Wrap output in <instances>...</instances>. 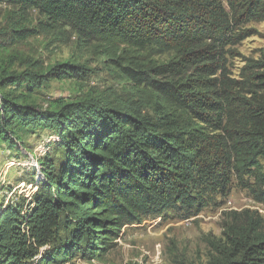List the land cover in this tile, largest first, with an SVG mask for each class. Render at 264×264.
I'll return each instance as SVG.
<instances>
[{
	"label": "trees",
	"instance_id": "trees-1",
	"mask_svg": "<svg viewBox=\"0 0 264 264\" xmlns=\"http://www.w3.org/2000/svg\"><path fill=\"white\" fill-rule=\"evenodd\" d=\"M6 1L44 16L39 27L12 29L15 37L70 27L79 41L103 44L127 95L89 93L44 108L2 90L84 80L88 68L1 69L0 138L27 148L18 132L44 127L61 141L57 155L39 159L37 190L0 203V264L99 256L125 224L168 210L197 216L234 187L264 204V60L241 77L229 62L264 0ZM227 215L222 236L210 240L209 264H264L263 215Z\"/></svg>",
	"mask_w": 264,
	"mask_h": 264
},
{
	"label": "rangeland",
	"instance_id": "rangeland-1",
	"mask_svg": "<svg viewBox=\"0 0 264 264\" xmlns=\"http://www.w3.org/2000/svg\"><path fill=\"white\" fill-rule=\"evenodd\" d=\"M40 20L44 16L35 8L8 1L0 3V74L2 68L9 72H46L59 63L72 62L88 68L86 79H55L35 91H29L27 83L22 82L2 91L21 99L31 97L29 103L44 108L50 101L76 100L89 93L105 100L127 95L124 93L127 82L106 60L105 46L96 40L79 41L70 27L40 29V33L28 38L13 36L12 29L39 27ZM242 27L249 30L248 35L232 45L233 54L229 58L234 77H241L256 61L264 60V9L261 20L252 19ZM18 133L27 148L17 142L10 149L9 142L0 138V203L36 191L37 179L44 180L39 159L47 153L58 154L55 147L60 137L49 128ZM246 208L257 210L264 217V204L256 202L247 190L234 187L228 197L220 200V205L207 207L197 216H181L176 210L145 215L138 222L125 224L99 256L76 251L73 256H63L61 262L51 264H209L210 240L222 236L227 212Z\"/></svg>",
	"mask_w": 264,
	"mask_h": 264
}]
</instances>
